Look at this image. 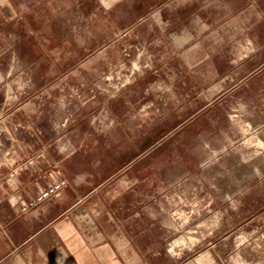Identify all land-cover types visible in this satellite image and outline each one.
Returning a JSON list of instances; mask_svg holds the SVG:
<instances>
[{"label": "rangeland", "instance_id": "obj_1", "mask_svg": "<svg viewBox=\"0 0 264 264\" xmlns=\"http://www.w3.org/2000/svg\"><path fill=\"white\" fill-rule=\"evenodd\" d=\"M227 42L214 65L196 71L147 40L125 43L87 80H65L50 98H32V82L25 98L12 79L20 65L0 62V106L29 99L38 110L24 123L0 113V235L16 214L15 199L2 195L6 179L41 160L33 145L46 132L72 140L83 109L104 96L102 115L87 118L104 136V182L151 152L120 178L122 200L150 217L167 209L170 264H264V24ZM20 136L29 137V151Z\"/></svg>", "mask_w": 264, "mask_h": 264}, {"label": "crops", "instance_id": "obj_2", "mask_svg": "<svg viewBox=\"0 0 264 264\" xmlns=\"http://www.w3.org/2000/svg\"><path fill=\"white\" fill-rule=\"evenodd\" d=\"M257 23L264 24V0H0V62L20 65L12 79L21 82L25 98L30 82L37 86L32 98H50L61 93L65 80H87L125 43L147 40L196 71L214 65L227 41ZM226 32L235 37L224 41ZM26 100L0 106V113L28 122L38 110ZM97 102L83 109L72 140L46 132L33 145L43 151L41 160L6 179L2 195L15 199L16 214L0 235V264H170L167 209L150 217L130 212L138 202L122 200L126 186L120 178L152 154L137 155L104 182V136L94 135L93 117L87 119L104 112V96ZM16 140L29 151V137ZM60 179L67 180L60 197L28 206Z\"/></svg>", "mask_w": 264, "mask_h": 264}, {"label": "built area", "instance_id": "obj_3", "mask_svg": "<svg viewBox=\"0 0 264 264\" xmlns=\"http://www.w3.org/2000/svg\"><path fill=\"white\" fill-rule=\"evenodd\" d=\"M34 159H31L30 163H33ZM67 185L66 179H60L52 184L46 186L41 190L40 194L31 200L28 206L35 205L39 202L45 201L52 197H60L64 187ZM27 209V206L23 207V210Z\"/></svg>", "mask_w": 264, "mask_h": 264}, {"label": "bare ground", "instance_id": "obj_4", "mask_svg": "<svg viewBox=\"0 0 264 264\" xmlns=\"http://www.w3.org/2000/svg\"><path fill=\"white\" fill-rule=\"evenodd\" d=\"M260 143L264 144V140H260Z\"/></svg>", "mask_w": 264, "mask_h": 264}]
</instances>
